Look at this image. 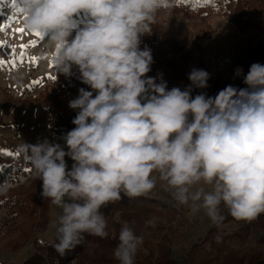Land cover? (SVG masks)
I'll return each mask as SVG.
<instances>
[{
	"label": "clouds",
	"instance_id": "obj_1",
	"mask_svg": "<svg viewBox=\"0 0 264 264\" xmlns=\"http://www.w3.org/2000/svg\"><path fill=\"white\" fill-rule=\"evenodd\" d=\"M161 6L162 0H21L23 25L44 34L57 75L71 77L78 68L92 89L80 88L69 102L77 115L63 136L67 151L47 139L18 146L43 182L42 197L61 209L51 245L61 258L86 235H109L102 208L121 193L148 197L158 180L217 227L225 220L222 204L240 221L264 213V64L251 65L246 88L228 85L215 97L192 96L209 86L203 69H192L185 90H169L162 75L159 83L147 75L152 51L140 48ZM66 156L74 161L70 170ZM118 239L115 258L134 264L143 237L125 224Z\"/></svg>",
	"mask_w": 264,
	"mask_h": 264
},
{
	"label": "rangeland",
	"instance_id": "obj_2",
	"mask_svg": "<svg viewBox=\"0 0 264 264\" xmlns=\"http://www.w3.org/2000/svg\"><path fill=\"white\" fill-rule=\"evenodd\" d=\"M214 1L216 2L214 8L200 9L192 14L191 18L183 14L159 11L156 22L164 29L173 28L187 33L192 43V61L188 64L189 69H203L210 76H220L222 86L225 88L235 84L236 70L246 67L251 51L262 39L264 0L247 1L248 18L253 23L252 26L232 23L225 7L227 0ZM20 4L21 0H17L16 7L12 5L11 0H0V26L10 25L6 31L0 32V41L7 45L0 49V60L11 61L12 48H15L17 59L15 67L9 64L0 67V157L3 162H12L11 165L3 168L5 182L0 187V264H23L37 251L33 241L18 251H11L7 246L9 237L6 235V227L11 215L4 197L9 190L26 184L36 176L30 163L18 151V146L23 142L36 144L38 140L47 139L52 143L61 144L67 151L63 136L75 125L65 126L60 117L73 97H78L79 94L68 93L69 77L63 74L57 75L52 62V53L45 47V39L38 40L24 27L23 13L18 11ZM85 19L83 15L77 17V26L79 27ZM19 28L26 29L23 35L15 31ZM142 37L141 49H143ZM34 40L37 41L35 47L21 48L22 44L31 45ZM21 56H23L22 63ZM30 57L37 58L38 63H30ZM184 64L178 63L177 67ZM76 69L73 68V73ZM172 69L170 65L162 66L160 74L169 73ZM50 76L53 78L49 79ZM184 89L185 87L182 86L181 90ZM87 90L92 91V89ZM71 110L77 114V110ZM8 152L14 155L9 156L6 154ZM17 153L18 156L15 155ZM65 160L70 170L74 161L67 156ZM172 193L173 190L165 182L158 180L156 188L148 197L154 202L177 209L188 220L191 231L173 253L174 259L183 264L186 250H190L196 242L204 239L213 223L203 210L193 214L187 205H180ZM60 214L61 209L51 205L48 230L44 234L36 235L42 243L49 244L56 238L53 225L58 222ZM239 228L238 225L230 223L221 230L230 235ZM259 238V232L254 231L250 239L251 246H254ZM144 254H148L146 250Z\"/></svg>",
	"mask_w": 264,
	"mask_h": 264
},
{
	"label": "trees",
	"instance_id": "obj_3",
	"mask_svg": "<svg viewBox=\"0 0 264 264\" xmlns=\"http://www.w3.org/2000/svg\"><path fill=\"white\" fill-rule=\"evenodd\" d=\"M247 1L227 0L225 7L232 23L253 25L248 18ZM215 3L214 0H162L160 11L183 14L191 18L192 14L200 9L214 8ZM145 46L151 49L154 61L148 76L157 78L159 83L162 75L169 90L173 87L181 89L184 86L186 89L191 86L188 76L192 70L188 64L192 61V43L187 33L173 28L164 29L156 22L152 25V34L142 37V47ZM178 63L185 64L177 67ZM254 63L264 64V32L257 47L251 51L246 67L242 69L243 74L236 76L235 84H232L235 88L247 87L240 81ZM165 65L172 66V71L160 74V67ZM79 75L77 68L68 78V93L74 92L76 95L80 88L90 89L81 82ZM208 85L206 89L194 88L192 96L206 94L208 97H215L224 89L220 76H210ZM75 98L77 97H73ZM76 115L68 105L60 118L65 126H72ZM11 163L3 162L0 157V187L5 182L3 168ZM27 183L9 190L6 199L4 197L11 215L6 227V235L9 237L7 246L11 251H18L33 241L37 248L34 255L23 264H119L114 251L119 243L121 227L125 224L131 227L136 235L143 237V243L134 258L135 264H180L174 259L173 253L191 231L188 220L177 209L154 202L149 197L130 199L123 193L119 201L101 209L107 219L109 235L106 238L86 235L85 241L74 251L63 258L59 257L51 246L56 238L48 244L42 243L40 238L36 237L37 233H46L50 224L52 204L41 195L43 182L36 175ZM221 213L225 216L223 224L219 227L213 224L204 239L196 242L190 250L187 249L183 264H264V213L252 222L236 220L223 204ZM148 221L153 223L149 224ZM230 223L240 228L227 235L221 228ZM254 231L259 232L260 238L251 246L250 239Z\"/></svg>",
	"mask_w": 264,
	"mask_h": 264
},
{
	"label": "snow or ice",
	"instance_id": "obj_4",
	"mask_svg": "<svg viewBox=\"0 0 264 264\" xmlns=\"http://www.w3.org/2000/svg\"><path fill=\"white\" fill-rule=\"evenodd\" d=\"M11 3H12V5H13L14 7L17 6V0H11ZM18 11H19L20 13H23V8L19 7V8H18ZM9 27H10V25H8V24H4V25L0 26V32H4V31H6ZM15 31H16L17 33L23 35V33L26 31V29H25V28H19V29H16ZM32 34L35 35V36L37 37L38 40H43V39H45V36H44V34H42V33H33V32H32ZM36 44H37V41L34 40V41H32L31 45H24V44H22V45H21V48L24 49V48H27V47H29V46L35 47ZM5 47H7V45L5 44V42L0 41V49H3V48H5ZM11 52H12V54H13V58H12V60H11V61H8V60H0V67H3L5 64H9L10 66H13V67H15V66L17 65V59H16V57H15V48H12V49H11ZM20 62H21V63L23 62V56L20 57ZM29 62H30V63H31V62H36V63H38V59L35 58V57H30V58H29ZM52 78H53V77H51V76L49 77V79H52ZM6 154L9 155V156L14 155V154L11 153V152H8V153H6ZM15 155L18 156V153L15 154Z\"/></svg>",
	"mask_w": 264,
	"mask_h": 264
}]
</instances>
